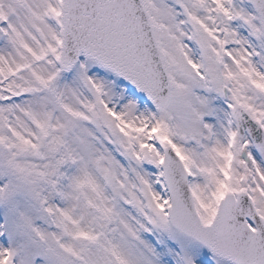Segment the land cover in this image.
I'll use <instances>...</instances> for the list:
<instances>
[{"label": "snow or ice", "instance_id": "6c2138e0", "mask_svg": "<svg viewBox=\"0 0 264 264\" xmlns=\"http://www.w3.org/2000/svg\"><path fill=\"white\" fill-rule=\"evenodd\" d=\"M0 264H264V0H0Z\"/></svg>", "mask_w": 264, "mask_h": 264}]
</instances>
